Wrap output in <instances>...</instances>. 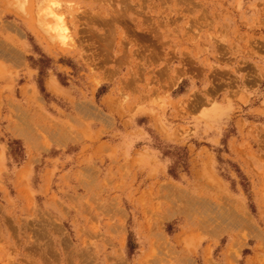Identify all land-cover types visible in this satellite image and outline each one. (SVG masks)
I'll list each match as a JSON object with an SVG mask.
<instances>
[{"label": "rangeland", "instance_id": "rangeland-1", "mask_svg": "<svg viewBox=\"0 0 264 264\" xmlns=\"http://www.w3.org/2000/svg\"><path fill=\"white\" fill-rule=\"evenodd\" d=\"M55 1L0 0V264H264V0Z\"/></svg>", "mask_w": 264, "mask_h": 264}, {"label": "bare ground", "instance_id": "bare-ground-1", "mask_svg": "<svg viewBox=\"0 0 264 264\" xmlns=\"http://www.w3.org/2000/svg\"><path fill=\"white\" fill-rule=\"evenodd\" d=\"M47 1V5H46V8L44 9V13L45 12H47V14H48V16L50 17H52V19H55L54 21H56V22H54V21H52V22H54V25H55V23L59 26V27H63V30H64V34H66V36L67 35H69L67 32H68V30L69 29H67V26L65 27V21H64V19H63V14H62V11H63V9L61 10V5L62 4H60V2L59 1H55V0H46ZM45 5H44V7H45ZM43 7V6H42ZM43 7V8H44ZM46 10V11H45ZM64 10H65V8H64ZM41 11H42V8H41ZM40 12V11H39ZM42 13V12H41ZM42 15H44L45 17L47 16V15H45V14H42ZM43 16V17H44ZM65 17V16H64ZM45 19V18H44ZM46 21V20H45ZM44 21V22H45ZM46 24V23H45ZM52 25V24H51ZM53 26V25H52ZM49 29H50V26H49ZM54 29V28H53ZM58 29V28H57ZM61 29V28H60ZM59 30V29H58ZM57 30V31H58ZM52 31V30H51ZM55 31H56V28H55ZM54 31V32H55ZM61 31V30H60ZM66 31V32H65ZM53 32V31H52ZM61 32H63V31H61ZM59 33V31L58 32H56V34H58ZM61 34V33H60ZM63 34V33H62ZM63 34V35H64ZM59 38H62L61 37V35L60 36H58ZM70 37V36H69ZM68 37V38H69ZM67 37H66V39H68ZM63 40H65L64 38H63ZM176 196V195H175Z\"/></svg>", "mask_w": 264, "mask_h": 264}]
</instances>
